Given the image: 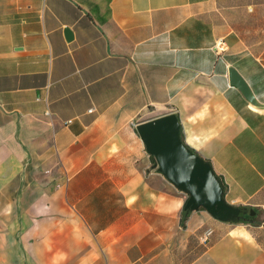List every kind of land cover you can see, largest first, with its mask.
<instances>
[{"label":"crops","instance_id":"crops-1","mask_svg":"<svg viewBox=\"0 0 264 264\" xmlns=\"http://www.w3.org/2000/svg\"><path fill=\"white\" fill-rule=\"evenodd\" d=\"M168 112L252 219L182 213ZM0 264H264V0H0Z\"/></svg>","mask_w":264,"mask_h":264},{"label":"water","instance_id":"water-1","mask_svg":"<svg viewBox=\"0 0 264 264\" xmlns=\"http://www.w3.org/2000/svg\"><path fill=\"white\" fill-rule=\"evenodd\" d=\"M70 37L69 29H64ZM229 82L235 85L244 98L258 104L251 90L231 66L227 68ZM135 129L145 150L153 156L156 168L174 186L186 193L184 209L204 208L218 220H237L244 209L228 203L223 198L221 182L212 165L190 147L180 137V123L174 112L140 121ZM249 209V213L252 214Z\"/></svg>","mask_w":264,"mask_h":264},{"label":"built area","instance_id":"built-area-1","mask_svg":"<svg viewBox=\"0 0 264 264\" xmlns=\"http://www.w3.org/2000/svg\"><path fill=\"white\" fill-rule=\"evenodd\" d=\"M214 48L216 50H222L224 47H223V44H222V41L221 40H218L214 43ZM210 233V229L207 228L205 231H204V236H207L208 234Z\"/></svg>","mask_w":264,"mask_h":264},{"label":"trees","instance_id":"trees-1","mask_svg":"<svg viewBox=\"0 0 264 264\" xmlns=\"http://www.w3.org/2000/svg\"><path fill=\"white\" fill-rule=\"evenodd\" d=\"M181 211H182V213H185V212L188 211V209H184L182 207V210ZM249 219H252V216L249 215L248 213H246L245 215H241L237 220H249Z\"/></svg>","mask_w":264,"mask_h":264}]
</instances>
